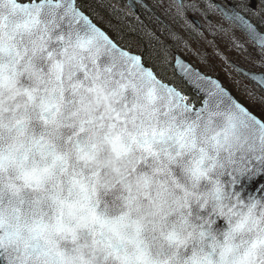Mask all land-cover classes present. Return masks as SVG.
Listing matches in <instances>:
<instances>
[{
  "label": "clouds",
  "instance_id": "obj_1",
  "mask_svg": "<svg viewBox=\"0 0 264 264\" xmlns=\"http://www.w3.org/2000/svg\"><path fill=\"white\" fill-rule=\"evenodd\" d=\"M165 65L0 0V264H264V118Z\"/></svg>",
  "mask_w": 264,
  "mask_h": 264
},
{
  "label": "trees",
  "instance_id": "obj_2",
  "mask_svg": "<svg viewBox=\"0 0 264 264\" xmlns=\"http://www.w3.org/2000/svg\"><path fill=\"white\" fill-rule=\"evenodd\" d=\"M147 1L167 20L169 27L163 26L161 21L145 8L140 10L139 15L129 12L124 0H77V4L119 44L128 46L132 51L141 52L144 58L155 54L156 58L166 60L164 70L169 81L195 95L188 87L185 88V84L175 75L169 64V54L173 50H180L189 53L188 57L193 59L192 50H185L183 43L188 39L190 44L197 35L193 33V36L189 37V34L183 31L187 28L186 19L176 16L174 11L166 10L167 0H163L166 7L156 6L152 0ZM164 30L167 32L164 33ZM189 46L191 47V44ZM253 107V110L260 108L257 103H254Z\"/></svg>",
  "mask_w": 264,
  "mask_h": 264
},
{
  "label": "flooded vegetation",
  "instance_id": "obj_3",
  "mask_svg": "<svg viewBox=\"0 0 264 264\" xmlns=\"http://www.w3.org/2000/svg\"><path fill=\"white\" fill-rule=\"evenodd\" d=\"M154 1V5L158 7H163L161 0H152ZM212 5H214V0H208ZM218 2L222 3L224 6H227V3L230 1L233 3L238 10H240L242 13H244L260 30L264 31V12L260 11V0H217ZM138 7V12L139 14L140 9H143L146 6L145 4L142 3H136ZM151 5V4H150ZM149 6V5H148ZM152 6V5H151ZM150 8H145L148 11L155 12L153 6ZM202 9V7L200 8ZM223 17V16H222ZM160 20V19H159ZM208 21L212 23L211 19L208 18ZM163 26H168V24L165 23V21L161 22ZM220 25V29H218V26ZM217 25H206V22H201V25L199 27V36H206L211 29H214V48L217 50V53L220 52L221 48L223 47L224 44H229L232 46L233 43V33H234V24L230 21L228 22H221V24ZM138 26V25H137ZM165 26V27H166ZM214 27V28H213ZM185 31V29L183 30ZM167 32V30H164V33ZM250 41V40H249ZM248 41V42H249ZM251 42V41H250ZM249 42V43H250ZM251 44V43H250ZM185 49L189 50V46L184 45ZM259 53L261 54H256L251 51H246L245 56L247 58L250 57V62H246L243 64L245 67L254 70V71H261L264 73V51H262V48L258 49ZM174 50L169 54V56L173 55ZM251 57L257 58L258 59V65L255 66L251 62ZM248 84L250 83L254 84L255 82L252 81L250 78H248ZM259 86V85H258ZM259 86V91L260 94H264L263 89ZM256 93V90H254ZM247 96V95H246ZM248 98V104L251 106L255 101H254V95L250 92L247 96ZM262 110L264 112V106L262 104Z\"/></svg>",
  "mask_w": 264,
  "mask_h": 264
},
{
  "label": "rangeland",
  "instance_id": "obj_4",
  "mask_svg": "<svg viewBox=\"0 0 264 264\" xmlns=\"http://www.w3.org/2000/svg\"><path fill=\"white\" fill-rule=\"evenodd\" d=\"M202 3H205V0H202ZM202 9H199L198 11H201ZM209 14L212 15L214 26V21L218 22L216 15L214 12L208 11ZM187 19V16L186 18ZM137 28V27H136ZM139 29V27H138ZM140 31V29H139ZM241 38H243L240 34H238ZM214 38V33L209 32L206 36H199L195 39V41L191 42V47L194 49V51L199 52L202 56H192L193 59L187 57L190 61H194L193 63L198 66L203 71H211V73H216L220 76V78H223L225 82L228 84L230 89H232L239 97L242 99L244 98V86L242 80L235 75L233 71H229L226 63V56H214V51L216 49L214 46H211V38ZM202 50V51H201ZM247 58V57H246ZM250 57L247 58V62H250ZM170 64V60H169ZM241 99V100H242Z\"/></svg>",
  "mask_w": 264,
  "mask_h": 264
},
{
  "label": "water",
  "instance_id": "obj_5",
  "mask_svg": "<svg viewBox=\"0 0 264 264\" xmlns=\"http://www.w3.org/2000/svg\"><path fill=\"white\" fill-rule=\"evenodd\" d=\"M135 1L141 2V0H127V3L132 6L135 10H136V6H135ZM232 10H227L223 8V13L224 15L233 20L253 41H255L259 46L264 47V45H261V43L259 42V40L257 38H254L249 31V25L252 26L253 29H255V32L258 33L260 36H264V33L260 32L258 30V28L247 18L245 17L242 13H240L239 11H237L233 6H231ZM79 10L82 11L86 16L89 17L88 14H86L80 7ZM89 19H91L89 17ZM92 20V19H91ZM93 21V20H92ZM94 22V21H93ZM95 23V22H94ZM98 27H100L99 25H97ZM101 28V27H100ZM103 31H105L103 28H101ZM106 32V31H105ZM106 34H108L106 32ZM109 35V34H108ZM110 37V36H109ZM111 38V37H110ZM114 41V40H113ZM115 42V41H114ZM179 61V63H178ZM187 66V68H189L192 72H196L199 73L201 76H206L211 80H215L222 88L225 89V91H227L234 99H236V97L226 88L222 85V83L214 76L211 75H206L204 74L202 71H200L198 68H195L191 63H189L188 61H186L185 59H183L181 56L176 55L175 56V60H174V67H175V71L176 73L181 76L186 83L192 88V90L194 92H196V88L194 86V84L191 82V80H189V78L185 75V67ZM236 68L238 70H240L241 72H244L246 75L250 76L251 78H253L255 81H257L263 88H264V75L262 73H254V72H249L247 70H245L242 67L236 66ZM174 86V85H172ZM178 90V89H177ZM237 100V99H236ZM238 101V100H237ZM239 102V101H238ZM241 103V102H239ZM242 104V103H241ZM243 105V104H242ZM244 106V105H243ZM245 107V106H244ZM251 112V111H250ZM252 113V112H251ZM253 114V113H252ZM254 115V114H253ZM256 116V115H255ZM258 118V117H257ZM259 119V118H258ZM259 182H264V176H261L260 178H258L257 181H254L252 184V188H255L257 186V184Z\"/></svg>",
  "mask_w": 264,
  "mask_h": 264
},
{
  "label": "snow or ice",
  "instance_id": "obj_6",
  "mask_svg": "<svg viewBox=\"0 0 264 264\" xmlns=\"http://www.w3.org/2000/svg\"><path fill=\"white\" fill-rule=\"evenodd\" d=\"M22 7L24 9H27L30 7V5L24 4L22 5ZM201 7H202V0H175L174 3L175 15L181 18H186L188 12L198 11ZM260 11L264 12V0H260ZM249 31L254 38H257L259 40L261 45H264V36H260L258 33H256L255 29H253L251 25H249ZM262 51H264V48H262ZM148 57H150V55ZM184 67H185V75L197 87H200L203 83H208L213 86L220 87V85L215 80H211L206 76H201L199 73L192 72L189 68H187V66Z\"/></svg>",
  "mask_w": 264,
  "mask_h": 264
}]
</instances>
